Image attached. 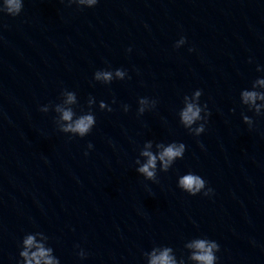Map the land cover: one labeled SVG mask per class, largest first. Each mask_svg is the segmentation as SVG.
Returning a JSON list of instances; mask_svg holds the SVG:
<instances>
[{
	"label": "water",
	"instance_id": "95a60500",
	"mask_svg": "<svg viewBox=\"0 0 264 264\" xmlns=\"http://www.w3.org/2000/svg\"><path fill=\"white\" fill-rule=\"evenodd\" d=\"M101 69L111 83L93 79ZM256 78L264 0H23L18 15L0 12V264L23 260L37 232L60 264H147L157 246L191 264L196 238L217 242L216 264H264V114L239 100ZM63 90L76 94L65 107L95 116L84 137L59 130ZM196 90L209 112L199 136L178 118ZM148 141L186 146L167 172L157 163V182L136 163ZM188 172L212 193L182 191Z\"/></svg>",
	"mask_w": 264,
	"mask_h": 264
},
{
	"label": "clouds",
	"instance_id": "9594fccd",
	"mask_svg": "<svg viewBox=\"0 0 264 264\" xmlns=\"http://www.w3.org/2000/svg\"><path fill=\"white\" fill-rule=\"evenodd\" d=\"M73 2L80 6L86 5L88 7H93L97 4L98 0H68L69 5ZM22 8L23 0H2V2H0V12L10 16L18 15ZM185 42L186 38L181 36L176 42L175 47L178 48ZM192 50L191 48L189 49V51ZM128 51H131V49L129 48ZM256 70L261 71V68L257 67ZM114 75L116 78L123 79L126 75V70L116 69ZM93 79L104 84L111 83L113 80V71L104 69L97 70L93 74ZM60 95V103L54 105L55 113L59 114L58 117L55 118L63 122L60 124L59 130L63 133L70 134V136L84 137L95 125L96 121L94 114L92 111H87L77 115L72 107L64 106L76 103V94L74 92L63 90ZM201 95V90L194 91L191 96L185 95L183 97V107L178 112L180 124L194 136H199L205 131V124L207 123V117L209 115L207 105H201L199 103ZM93 99L92 97L89 98V104L93 102ZM147 99L146 97L140 98L139 102L144 104L147 102ZM239 100L241 105L246 106L247 109L255 115L264 114V78H256L252 82L250 89L241 90L239 93ZM155 103L156 101L154 100L153 104ZM100 107L103 109L105 105L102 103ZM40 111L46 112L47 109L40 108ZM107 111H112V109L109 108ZM124 111H128L127 105ZM144 112L145 109L143 107L137 110L138 115H142ZM241 114L244 123L251 128L253 126L252 118L243 113ZM87 147L91 149L93 146L89 143ZM152 148L153 143L151 141L145 143L143 149L140 151V156L146 157V162L141 164L140 160L137 159L136 163L139 165V173L143 174L147 179L157 182V163L160 162L162 170L167 172L176 160L183 158L186 146L183 143L171 142L168 144L157 143L155 145V148L158 150L157 152L149 150ZM85 155H87V152ZM178 187L182 191L193 196L201 192L204 196H208L213 191L211 188H206V181L200 175L192 172H188L179 177ZM37 235H41V233L37 232L23 237V250L19 251V257H23V260H18L17 264H60L59 259L54 256L51 247H45L43 243L37 242ZM184 248L189 253L187 260L190 261L191 264H193V262L194 264H216V252L219 251L217 242L207 238H196L193 239L191 243L184 245ZM77 255L84 258L85 253L81 250ZM143 255L147 264H186L183 256L177 259L173 249L168 246L153 247L151 251Z\"/></svg>",
	"mask_w": 264,
	"mask_h": 264
}]
</instances>
